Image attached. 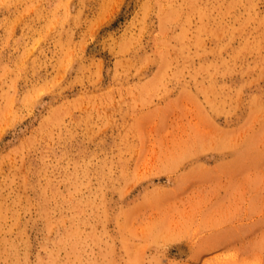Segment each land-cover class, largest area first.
<instances>
[{"label": "rangeland", "instance_id": "1", "mask_svg": "<svg viewBox=\"0 0 264 264\" xmlns=\"http://www.w3.org/2000/svg\"><path fill=\"white\" fill-rule=\"evenodd\" d=\"M0 264H264V0H0Z\"/></svg>", "mask_w": 264, "mask_h": 264}]
</instances>
